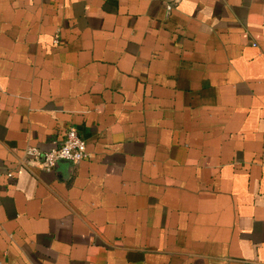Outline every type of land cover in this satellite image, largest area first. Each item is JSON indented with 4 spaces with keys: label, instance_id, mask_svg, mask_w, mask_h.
Wrapping results in <instances>:
<instances>
[{
    "label": "crops",
    "instance_id": "crops-1",
    "mask_svg": "<svg viewBox=\"0 0 264 264\" xmlns=\"http://www.w3.org/2000/svg\"><path fill=\"white\" fill-rule=\"evenodd\" d=\"M0 264H264V0H0Z\"/></svg>",
    "mask_w": 264,
    "mask_h": 264
},
{
    "label": "built area",
    "instance_id": "built-area-1",
    "mask_svg": "<svg viewBox=\"0 0 264 264\" xmlns=\"http://www.w3.org/2000/svg\"><path fill=\"white\" fill-rule=\"evenodd\" d=\"M167 8H170L169 4ZM25 154L29 161L36 163L41 169L49 170L59 159L77 163L87 156V151L78 131L74 127H68L63 139L56 146L45 151H40L36 146H29L25 149Z\"/></svg>",
    "mask_w": 264,
    "mask_h": 264
}]
</instances>
